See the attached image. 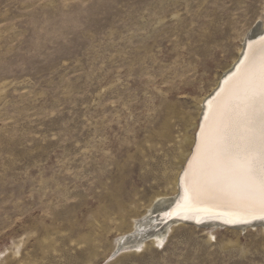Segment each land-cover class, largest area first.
<instances>
[{
  "label": "rangeland",
  "instance_id": "374dc122",
  "mask_svg": "<svg viewBox=\"0 0 264 264\" xmlns=\"http://www.w3.org/2000/svg\"><path fill=\"white\" fill-rule=\"evenodd\" d=\"M258 24L264 0H0V259L264 264L260 225L117 250L132 206L174 195L201 100Z\"/></svg>",
  "mask_w": 264,
  "mask_h": 264
},
{
  "label": "snow or ice",
  "instance_id": "6c2138e0",
  "mask_svg": "<svg viewBox=\"0 0 264 264\" xmlns=\"http://www.w3.org/2000/svg\"><path fill=\"white\" fill-rule=\"evenodd\" d=\"M241 64L203 110L182 179L193 199L211 193L264 219V43Z\"/></svg>",
  "mask_w": 264,
  "mask_h": 264
},
{
  "label": "bare ground",
  "instance_id": "6f19581e",
  "mask_svg": "<svg viewBox=\"0 0 264 264\" xmlns=\"http://www.w3.org/2000/svg\"><path fill=\"white\" fill-rule=\"evenodd\" d=\"M262 43H264V25L261 26L258 24L246 35L243 47L232 68L225 72L221 81H219L217 86L213 89L212 93L201 100L199 121H201L203 110H208L210 114L211 102L216 93L225 85L226 78L231 79L233 74L238 71V66L242 67L241 62L246 63L248 57L253 55L258 56ZM199 123L200 122L197 124L196 131H199ZM196 140V132L194 136L185 138V142L187 143L186 148L181 151V162L178 167V173L172 178L174 184L172 193L174 192V195L166 197L167 195L162 193L156 194L152 197V202L147 204L149 206L146 207L144 213L137 207L138 205L132 206V214L129 216L131 222L128 217H123L121 219L119 227L124 228L125 226H131L133 233L129 236L123 237L119 241L118 251L124 252L131 251L132 249H141L146 246L149 241L156 244L163 243L169 230L173 229L174 226L178 224L193 225L198 228H205L208 226L212 228L228 227L242 230L248 227H256L258 225L264 227V219L258 217L253 218L246 214L244 209L220 201L211 193L203 192L198 199H193L192 194L189 191L187 178L182 179V176L184 170L187 168V161L196 150ZM169 180L167 183H169ZM154 213H157V215L154 216ZM158 215L163 216V220ZM139 216L141 218L137 219ZM165 219H167L166 222L168 221V223L162 225L165 222ZM156 220L160 221V224L163 226L162 228L158 226L159 224L153 223ZM87 236L90 237V235ZM44 241L47 242L48 247L55 243V239L51 236H46ZM82 242L88 244L89 239L86 238L85 240H82ZM20 247L21 244L15 243V247L13 248L14 255L19 254ZM9 258H7V260H10ZM2 263H4V259H0V264Z\"/></svg>",
  "mask_w": 264,
  "mask_h": 264
}]
</instances>
